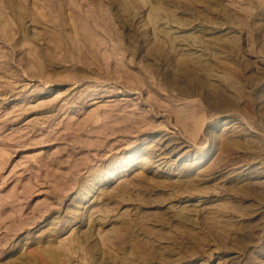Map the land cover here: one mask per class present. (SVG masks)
Instances as JSON below:
<instances>
[{
  "label": "rangeland",
  "instance_id": "374dc122",
  "mask_svg": "<svg viewBox=\"0 0 264 264\" xmlns=\"http://www.w3.org/2000/svg\"><path fill=\"white\" fill-rule=\"evenodd\" d=\"M0 264H264V0H0Z\"/></svg>",
  "mask_w": 264,
  "mask_h": 264
}]
</instances>
